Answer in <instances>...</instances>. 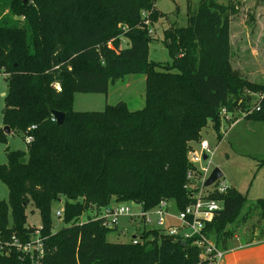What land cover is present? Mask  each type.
<instances>
[{"label": "trees", "instance_id": "1", "mask_svg": "<svg viewBox=\"0 0 264 264\" xmlns=\"http://www.w3.org/2000/svg\"><path fill=\"white\" fill-rule=\"evenodd\" d=\"M236 13L231 0L188 6L187 25L164 31L172 61L160 64L148 60L145 24L164 15L155 0H0L3 126L33 137L25 151L6 150L0 165L8 189L0 201V241L30 238L35 228L27 226L26 210L33 206L41 220L40 264H208L192 240L183 247L157 229H139L136 244L110 243L106 237L116 228L106 227L104 212L80 218L90 209L126 203L149 211L171 201L175 211L184 210L194 184L186 178L193 170L187 157L208 122L218 133L222 109H237L264 123V82L248 83L231 69L230 17ZM125 74L145 77L142 109L118 102L102 111H74L75 94H107ZM51 111L64 113L62 125L51 121ZM210 197L223 208L205 233L228 250L233 233L227 225L239 217L246 197L233 188ZM61 198L63 226L54 232L51 208ZM256 203L261 242L264 199ZM0 264L31 263L12 248Z\"/></svg>", "mask_w": 264, "mask_h": 264}, {"label": "rangeland", "instance_id": "2", "mask_svg": "<svg viewBox=\"0 0 264 264\" xmlns=\"http://www.w3.org/2000/svg\"><path fill=\"white\" fill-rule=\"evenodd\" d=\"M190 1L191 4L189 0H155V7L164 15L158 18L153 26H150L148 20L145 22L148 26L147 34L151 39L148 45V60L160 64L171 63L172 57L165 46L164 31L187 25L188 6L195 9L199 2V0ZM215 1L222 4L228 2V0ZM231 1L237 9V13L230 17L231 69L237 71L239 77L248 83L262 84L264 82V0ZM121 47H128L126 39H121ZM144 88L143 75L125 74L109 85L107 94H75L73 109L77 112L102 111L106 106L124 102L128 110H140L144 106ZM6 91L5 77L0 74V131L4 136V140H0V165L6 164V150L25 151L27 147L22 132L15 131L9 134L3 132L2 109ZM241 103L239 99L236 106L239 107ZM222 110L225 111H221L219 132L216 133L208 122V126L202 131V138L209 143L213 153L210 172L218 168L223 174L216 184L233 188L246 197L245 206L239 217L226 228L228 233H233V238H229L228 241V247L232 248L238 244L239 238L249 240L260 235L261 222L256 201L264 199V123L245 118L237 109L230 113L226 109ZM218 135L220 137H217ZM194 148L198 151L199 145ZM207 164L208 161L202 163L204 166ZM214 188L216 185L207 187L210 191ZM7 196L8 189L0 180V201L7 200ZM65 201L61 198L52 205L51 220L54 232L63 226ZM109 207L90 209L80 221L86 217L92 218L103 214ZM128 207L133 214L141 211L136 204H129ZM169 211L175 213L173 203H170ZM26 216L27 226L35 230L40 227V216L33 206L27 208ZM152 219L150 226H155V217ZM136 227L137 224L130 223L129 218L121 217L117 229L107 235V241L129 242L132 236L137 234ZM122 231L126 234L122 235L120 233ZM11 236L16 235L11 234Z\"/></svg>", "mask_w": 264, "mask_h": 264}, {"label": "built area", "instance_id": "3", "mask_svg": "<svg viewBox=\"0 0 264 264\" xmlns=\"http://www.w3.org/2000/svg\"><path fill=\"white\" fill-rule=\"evenodd\" d=\"M224 111L222 110V112ZM51 121L56 122L53 117ZM34 128L31 127L30 130ZM24 140L27 145L33 141V137L26 134ZM204 155H206L205 160H203ZM212 156L211 147L206 140H202L199 143L198 151L192 150L189 152L187 159L190 165L193 166V170L187 171L186 178L189 181L193 180L194 184L187 188L190 202L184 210L172 213L169 211L170 203L172 202L161 201L157 207L149 211H143L138 205L141 208L140 213L133 214L128 207L132 203L116 204L104 211L103 215L106 220V227L117 229L119 218L127 217L130 223L137 224V230L143 229L147 231L157 229L180 242L192 240L193 245L200 251V261H206L208 264H221L226 254L232 250L221 249L205 233L206 223L210 222L223 208L222 202L211 198L210 194L214 190L218 193H224L226 188L223 185H217L216 188L210 191L203 186L210 174L209 166L212 163ZM203 161H208V164L206 166L202 165ZM152 217H155V226H150L153 222ZM122 234L125 235L126 232L123 231ZM130 240H132L133 244H136L138 241L135 236H132ZM256 242L259 241L256 240ZM261 242H264V240ZM12 248L22 257L27 258L31 264H40L44 256L40 227L30 235L27 241L21 242L17 239H14L12 243L0 241V255H8Z\"/></svg>", "mask_w": 264, "mask_h": 264}, {"label": "crops", "instance_id": "4", "mask_svg": "<svg viewBox=\"0 0 264 264\" xmlns=\"http://www.w3.org/2000/svg\"><path fill=\"white\" fill-rule=\"evenodd\" d=\"M256 240L257 237L249 240L239 238L238 244L230 248L232 251L226 254L221 264H264V242Z\"/></svg>", "mask_w": 264, "mask_h": 264}, {"label": "water", "instance_id": "5", "mask_svg": "<svg viewBox=\"0 0 264 264\" xmlns=\"http://www.w3.org/2000/svg\"><path fill=\"white\" fill-rule=\"evenodd\" d=\"M25 2H26V0H23V3H25ZM51 116L55 119L56 124L58 126L63 124V122H64V113L59 112V111H51ZM3 132L5 134H9L10 133V129L7 126H4ZM205 159H206V155L203 156V160H205ZM222 176H223L222 172L218 168H214L210 172L208 178L205 180L203 186L205 188L213 186L214 184H216L219 181L220 178H222ZM180 245L185 247L187 245V243L184 242V241H181Z\"/></svg>", "mask_w": 264, "mask_h": 264}]
</instances>
